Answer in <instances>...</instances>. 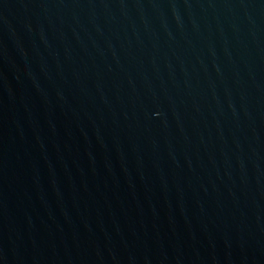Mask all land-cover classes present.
I'll use <instances>...</instances> for the list:
<instances>
[{
	"label": "water",
	"instance_id": "1",
	"mask_svg": "<svg viewBox=\"0 0 264 264\" xmlns=\"http://www.w3.org/2000/svg\"><path fill=\"white\" fill-rule=\"evenodd\" d=\"M0 264H264V0H0Z\"/></svg>",
	"mask_w": 264,
	"mask_h": 264
}]
</instances>
